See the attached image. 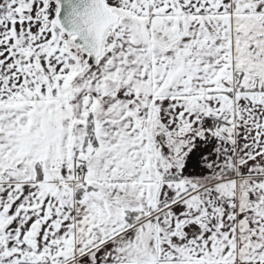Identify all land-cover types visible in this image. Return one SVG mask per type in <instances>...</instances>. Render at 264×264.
I'll list each match as a JSON object with an SVG mask.
<instances>
[{"label":"snow or ice","instance_id":"snow-or-ice-1","mask_svg":"<svg viewBox=\"0 0 264 264\" xmlns=\"http://www.w3.org/2000/svg\"><path fill=\"white\" fill-rule=\"evenodd\" d=\"M0 264H264V0H0Z\"/></svg>","mask_w":264,"mask_h":264}]
</instances>
